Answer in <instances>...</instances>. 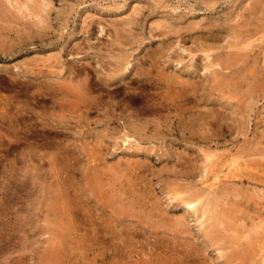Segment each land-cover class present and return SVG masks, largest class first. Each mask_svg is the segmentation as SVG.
<instances>
[{"label": "rangeland", "instance_id": "obj_1", "mask_svg": "<svg viewBox=\"0 0 264 264\" xmlns=\"http://www.w3.org/2000/svg\"><path fill=\"white\" fill-rule=\"evenodd\" d=\"M48 1L0 0V264H264V0Z\"/></svg>", "mask_w": 264, "mask_h": 264}, {"label": "bare ground", "instance_id": "obj_2", "mask_svg": "<svg viewBox=\"0 0 264 264\" xmlns=\"http://www.w3.org/2000/svg\"><path fill=\"white\" fill-rule=\"evenodd\" d=\"M7 1H9V0H7ZM15 1H16V0H15ZM24 1H25V2L23 3V6H25V8H27V6H29V5L32 6V8H33V6H34V8H33L34 10L32 9V10H33V13H32V14L35 16V19H37V20H39L40 22H42L41 20H42L43 17L41 16V11H42L44 8H46L47 6H49L50 2H49L48 0H24ZM12 3H13V1H12ZM18 7H19V6H18ZM156 7H157V6H156ZM156 7H155V8H156ZM27 9H28V8H27ZM17 10H18V9H17ZM44 10H45V9H44ZM18 11H19V10H18ZM26 11H27V10H26ZM177 11H178V10H177ZM138 12H139L138 10H137V11L134 10V13H138ZM30 14H31V13H30ZM228 18H229V17H228ZM125 22H126V21H125ZM234 23H235V22H234ZM126 24L131 25V24H132V21H131V20H128V21L126 22ZM161 26H162V25H161ZM236 26H237V25H236ZM226 29H227V28H226ZM226 29H224L223 31H225ZM233 29H234V28H233ZM233 29L230 28V29H227V30L233 32ZM227 30H226V31H227ZM238 30H239V29H238ZM186 31H187V30H186ZM188 31H189V30H188ZM248 31H249V30H248ZM245 32H246V31H245ZM117 33H118V32H117ZM219 33H220V32H219ZM230 33H231V32H230ZM230 33H229V34H230ZM247 33L249 34V32H247ZM177 34H178V33H177ZM220 34H221V33H220ZM120 35H121V34H120ZM162 35H163V34H162ZM224 35H225V34H224ZM235 35H236V34H235ZM239 35H240V34H239ZM245 35H246V34H245ZM164 36H165V35H164ZM230 36H232V34H230ZM230 36H229V38H231ZM243 36H244V34H243ZM117 37H118V36H117ZM117 37H116V38H117ZM167 37H168V36H167ZM219 37H220V36H219ZM236 37H237V35H236ZM215 38H216V37H215ZM223 38H224V37H223ZM223 38H222V39H223ZM241 38H242V37H241ZM241 38H240V39H241ZM117 39H119V37H118ZM121 39H122V38H121ZM121 39H120V40H121ZM232 39H233V38H232ZM246 39H247V38H246ZM121 41H122V40H121ZM204 41H205V40H204ZM215 41H216V40H215ZM221 41H222V40H221ZM122 42H123V41H122ZM122 42H121V43H122ZM224 42H225V41H224ZM119 43H120V42H119ZM203 43H204V42H203ZM212 43H213V41H212ZM212 43H211V44H212ZM213 44H214V43H213ZM128 45H129V44H128ZM201 45H203V44L201 43ZM208 45H210V44H208ZM166 46H167V44H166ZM166 46H165V47H166ZM168 46H169V44H168ZM180 46H181V45H180ZM211 46H212V45H211ZM216 46H217V44H216ZM220 46H222V45H220ZM223 46H224V45H223ZM227 46H228V45H227ZM203 47H204V46H203ZM208 47H210V46H208ZM212 47H213V49H215V48H217L218 46L215 47V46L213 45ZM168 48H169V47H168ZM198 48H200V47H197V49H198ZM201 48H202V46H201ZM221 48H222V50H224L223 47H221ZM225 48H226V47H225ZM234 48H235V47H234ZM180 49H181V48H180ZM205 49H206V48H205ZM219 49H220V47H219ZM160 50H161V49H160ZM208 50H209V49H208ZM210 50H211V47H210ZM210 50H209V51H210ZM217 50H218V49H217ZM222 50H220V53H221ZM228 50H230V48H229ZM165 51H166V50H165ZM165 51H160V52H165ZM199 51H200V50H199ZM204 51H205V50H204ZM214 51H215V50H213L212 52H214ZM166 52H167V51H166ZM224 52H225V51H224ZM151 53L154 54L155 52L152 51ZM190 53H191V52H190ZM191 54H192V53H191ZM210 54H211L212 56L214 55V54H212L211 52H210ZM123 55H124V54H123ZM150 55H152V54H150ZM150 55H149V56H150ZM156 55H157V54H156ZM205 55H206V54H205ZM205 55H204V56H205ZM208 55H209V54H208ZM125 56H127V55H125ZM218 56H219V55H218ZM218 56H217V58H218ZM223 56H224V55H223ZM121 57H122V56H121ZM152 57H153V56H152ZM206 57H208V56H206ZM209 57H210V55H209ZM214 57H216V54H215ZM214 57H213V58H214ZM117 58H118V57H117ZM126 58H127V57L120 58V62H119V63H121V62H125V61L127 60ZM150 59H151V58H150ZM215 59H216V58H215ZM223 59H224V58H223ZM227 59H228V58H227ZM118 60H119V59H118ZM127 61H128V60H127ZM127 61H126V63L128 64ZM212 61H213V60H212ZM219 61H220V60H219ZM225 61H226V60H225ZM216 62H217V64H218V60H217ZM223 62H224V61H223ZM229 62H230V60H229ZM144 63H145V62H144ZM220 63H221V62H220ZM122 64H123V63H122ZM122 64H121V65H122ZM141 64H143V63H141ZM194 64H195V63H194ZM201 64H203V63H201ZM212 64H213V63H212ZM221 64H222V63H221ZM213 65H214V64H213ZM222 65H224V64H222ZM232 65H233V64H232ZM234 65H235V64H234ZM234 65H233V66H234ZM178 66H179V65H178ZM205 66L208 67L209 65L206 64ZM210 66H212V65H210ZM223 68H224V66H223ZM227 68H228V67H227ZM211 69H212V68H211ZM213 69H214V68H213ZM216 69H217V68H216ZM220 69H221V67H220ZM255 69H256V68H255ZM131 70H132V69H131ZM204 70H205V69H204ZM217 70H218V69H217ZM221 70H222V69H221ZM224 70H225V69H224ZM226 70H227V69H226ZM119 71H120L121 73L118 74V78H116V79L113 78L114 80H113V79H110V81L112 80V81L109 83L110 85H114V86L117 87V86L121 85L122 81H123V82L126 81V79H128L129 81H134V79H135V74H134V75L132 74V76H134V77H133L134 79L131 78L132 76L130 77V73H129L128 67H120V68H119ZM140 71H142V70H140ZM148 71H149V70H148ZM207 71H209V70H207ZM218 71H219V70H218ZM243 71H244V70H243ZM138 72H139V71H138ZM138 72H137V74H138ZM144 72H145V71H144ZM146 72H147V71H146ZM211 72L213 73V71H211ZM236 72H237V71H236ZM141 73H143V72H141ZM141 73L139 74V78H140ZM115 74H116V73H115ZM148 74H150V73H148ZM148 74H147V75H148ZM216 74H217V73H216ZM216 74H215V75H216ZM218 74H219V72H218ZM237 74H238V73H237ZM142 75H143V74H142ZM144 75H145V74H144ZM212 75H213V74H212ZM219 75H220V74H219ZM244 75H245V74H244ZM137 76H138V75H137ZM171 76H172V75H171ZM178 76H179V75H178ZM236 76H237V75H236ZM147 77H148V76H147ZM149 77H150V76H149ZM174 77H175V76H174ZM207 77H208V76H207ZM223 77H224V76H223ZM136 78H137V77H136ZM167 78H168V77H167ZM172 78H173V77H172ZM186 78H187V77H186ZM234 78H235V77H234ZM145 79H146V77H145ZM158 79H160V81H161V78H160V77H159ZM164 79H166V78H164ZM182 79H183V78H182ZM143 80H144V79H143ZM166 80H167V79H166ZM175 80H176V79H175ZM184 80H185V79H184ZM187 80H188V79H187ZM162 81H163V79H162ZM168 81H169V79H168ZM180 81H183V80H180ZM183 82H184V81H183ZM226 82H227V81H226ZM166 83H167V81H166ZM184 83H185V82H184ZM186 83H187V81H186ZM241 83H242V82H241ZM246 83H247V82H246ZM123 84H124V83H123ZM177 84H179V82H178ZM237 84H239V83H237ZM107 85H108V84H107ZM110 85H109V86H110ZM175 85H176V84H175ZM179 85L181 86V83H180ZM182 85H183V84H182ZM186 85H187V84H186ZM84 86H85V85H84ZM180 86H179L178 88H180ZM220 86H221V85H220ZM250 86H252V85H250ZM166 87H168V86H166ZM171 87H172V86H171ZM184 87H185V85H184ZM187 87H188V86H187ZM234 87H235V86H234ZM88 88H89V87H88ZM88 88H86V90H85L86 92H87V89H88ZM182 88H183V87H182ZM182 88H181V89H182ZM241 88H242V87H241ZM254 88H255V87H254ZM83 89H85V87H84ZM169 89H170V88H169ZM173 89H174V88H173ZM249 89H250V88H249ZM251 89H252V88H251ZM189 90H190V89H189ZM172 91H173V90H172ZM179 91H180V90H179ZM183 91H185V90H183ZM228 92H229V91H228ZM82 94H83V92H82ZM86 94H87V93H86ZM84 95H85V93H84ZM168 97H169V96H168ZM225 98H226V97H225ZM173 99H174V98H173ZM228 99H229V98H228ZM239 102H240V101H239ZM210 117H211V116H210ZM213 117H214V116H213ZM214 118H215V117H214ZM201 119L203 120V118H201ZM201 119H199V120H201ZM209 119H211V118H209ZM212 119H213V118H212ZM202 120H201V121H202ZM204 120H205V119H204ZM210 121L213 122V121H215V120H210ZM218 121H219V120H217V122H218ZM199 123H200V122H199ZM202 124H204V121H203ZM207 125H208V124H207ZM209 125H210V124H209ZM217 125H218V124H217ZM203 126H206V125L204 124ZM126 139H127V138H126ZM128 141H129V140H128ZM125 142H126V141H125ZM127 143H128V142H127ZM261 154H262V153H261ZM239 158H240V157H239ZM204 159H205V158H204ZM237 171H238V170H237ZM238 173H240V171H239ZM187 191H188V190H187ZM175 192H176V191H175ZM181 193H182V192H181ZM192 194H193V193H192ZM194 194H195V192H194ZM174 195H175V194H174ZM194 196H196V195H194ZM175 197H176V196H175ZM180 197H181V196H180ZM171 198H172V197H171ZM195 198H196V197H195ZM191 199H192V197H191ZM191 199H190V200H191ZM188 200H189V199H188ZM190 200H189V201H190ZM179 201H180V200H179ZM61 202H62V201H61ZM95 202H96V201H95ZM110 202H112V201H110ZM104 203H105V202H103V205H104ZM106 203H107V201H106ZM108 203H109V201H108ZM183 203H184V202H183ZM111 204H113V203H110V205H111ZM180 204H182V203H180ZM97 205H98V201H97ZM105 205H106V204H105ZM184 205H185V208H184V209H185L186 211H192L191 213H195V212H196L195 206L193 205L192 202H191V203H190V202H189V203H185ZM204 205H205V207H204V208L202 209V211H201V212H202V217H203L204 220H206L207 222H210L211 225H208L207 228L204 227L203 230H204V229H211L212 227H216V228H217V226H221V228H222V227H223V226H222V225H223V220H224V221H227V220H228V219L225 220V217H227V216H225V215L223 216V215H222V217H224V219L221 218V217H220V219H219V218L216 217V215H215L216 212H215V214H214V213L212 214L213 211L211 212V209L209 208V203H208V204H204ZM204 205H203V206H204ZM112 206H113V205H112ZM213 206H214V205H213ZM215 206H216V205H215ZM62 207H63V206H62ZM105 207H106V206H103V208H105ZM142 207H143V206H142ZM201 207H202V205H201ZM114 208H115V207H114ZM213 208H214V207H213ZM158 209H159V208H158ZM160 209H161V208H160ZM61 210H63V209H61ZM65 210H66V209H65ZM101 210H102V209H101ZM109 210H110V209H109ZM240 210H241V209H240ZM69 211H70V210H69ZM105 211H106V209H105ZM113 211H114V209H113ZM145 211H146V210H145ZM157 211H158V210H157ZM70 212H71V211H70ZM103 212H104V211H103ZM154 212H156V210H155ZM113 213L115 214L116 212H113ZM157 213H158V212H157ZM220 213H222V212H220ZM235 213H236V212H235ZM66 214H67V213H66ZM195 214H197V213H195ZM199 214H200V213H199ZM223 214H225V212H224ZM62 215H63V213H62ZM72 215H73V213H72ZM72 215H71V216H72ZM150 215H151V214H150ZM217 215H218V214H217ZM226 215H227V214H226ZM233 215H234V214H233ZM237 215H238V214H237ZM219 216H220V214H219ZM229 216H230V215H229ZM235 216H236V215H235ZM200 217H201V216H200ZM68 218H69V216H68ZM205 218H206V219H205ZM221 219H222V220H221ZM143 220H144V219H143ZM180 220H181V219H180ZM197 220H198V219H197ZM182 221H183V219H182ZM229 221H230V220H229ZM229 221H228V222H229ZM135 222H136V221H135ZM153 222H154V221H153ZM203 222H205V221H203ZM207 222H206V223H207ZM213 222H214L216 225H214ZM149 223H150V222H149ZM180 224H181V223H180ZM228 224H229V223H228ZM234 224H235V223H234ZM234 224H233V225H234ZM143 225H144V224H143ZM154 225H155V224H154ZM203 225H205V224L203 223ZM213 225H214V226H213ZM158 226H159V225H158ZM261 226H262V225H261ZM261 226H260V228H262ZM129 227H130V226H129ZM135 227H136V226H135ZM224 227H225V224H224ZM105 228H106V227H105ZM138 228H139V227H138ZM157 228H159V227H157ZM160 228H161V227H160ZM182 229H183V228H182ZM133 230H134V229H133ZM203 230H202V231H203ZM211 230H212V229H211ZM131 231H132V230H131ZM148 231H149V230H148ZM222 231H223V229H222ZM256 231H258V230H256ZM259 231H260V230H259ZM223 232H225V231H223ZM237 233H238V232H237ZM152 234H153V233H152ZM239 234H240V232H239ZM177 235H178V234H177ZM204 235H205V234H204ZM225 235H226V234H225ZM235 235H236V233H235ZM233 236H234V234H233ZM233 236L231 235V238H232L233 240H236V239H234L235 237H233ZM239 236H240V235H239ZM237 237H238V236H237ZM237 237H236V238H237ZM229 238H230V236H229ZM237 239H238V238H237ZM239 239H240V237H239ZM245 239H247V238H245ZM230 240H231V239H230ZM228 241H229V240H228ZM240 241H241V239H240ZM234 242H235V241H234ZM234 242H233L232 244H234ZM247 242H248V241H247ZM230 243H231V241H230ZM218 245H219V244H218ZM243 245H244V244H243ZM243 245H242V246H243ZM253 247H254V246H253ZM256 247H257V246H256ZM233 248H234V247H233ZM236 248H237V247H236ZM242 248L245 249V247H242ZM225 249H226V248H225ZM250 249H251V248H250ZM256 249H257V248H256ZM240 250H241V249H240ZM240 250H239V251H240ZM247 250H248V249H247ZM260 250H261V249H260ZM254 252H255V251H254ZM254 252H253V253H254ZM251 253H252V251H251ZM234 254H235V253H234ZM128 255H129V254H127V256H128ZM252 255H253V254H252ZM234 256H235V255L231 256V258H234ZM243 256H244V257L242 258L241 256H238V255H237V256H235V258H236V259H240V258H242L243 261L247 262V259L249 258L250 254H244ZM221 258H222V257H221ZM235 258H234V259H235ZM225 260H226V259H225ZM225 260H224V261H225ZM249 260H250V259H249ZM226 261H227V260H226ZM250 261H252V260H250ZM143 262H144V261H143ZM156 262H157V261H156ZM228 262L230 263L229 259H228ZM228 262H226V263H228ZM156 264H157V263H156ZM261 264H262V263H261Z\"/></svg>", "mask_w": 264, "mask_h": 264}]
</instances>
